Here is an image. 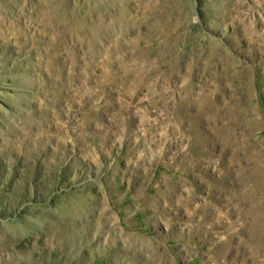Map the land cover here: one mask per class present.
Returning a JSON list of instances; mask_svg holds the SVG:
<instances>
[{
    "label": "rangeland",
    "instance_id": "374dc122",
    "mask_svg": "<svg viewBox=\"0 0 264 264\" xmlns=\"http://www.w3.org/2000/svg\"><path fill=\"white\" fill-rule=\"evenodd\" d=\"M259 146L264 0H0V264H251Z\"/></svg>",
    "mask_w": 264,
    "mask_h": 264
},
{
    "label": "bare ground",
    "instance_id": "6f19581e",
    "mask_svg": "<svg viewBox=\"0 0 264 264\" xmlns=\"http://www.w3.org/2000/svg\"><path fill=\"white\" fill-rule=\"evenodd\" d=\"M263 148H264V146H259L256 148V157L258 159V164H259L260 168L264 165V149ZM260 171H259V173H260ZM189 202H190V200H189ZM246 216H247V219L249 218L252 220V224H250L251 235L248 238H245L243 240L240 239V246H246V247L248 246L249 247L251 264H264V199H262L261 197H257L256 199H254L252 206H251L250 213H248V215L246 214ZM228 228H229V230L230 229L231 230L236 229V227H234L232 224L228 225ZM233 234L235 237H237L238 236L237 230L235 233L233 231V232L227 234L225 239L222 240L218 244V247L216 249V255L214 256V260L216 259V264H243V262H241V260H236L237 258H235L231 262H228L226 260V257L223 256L224 254H228L232 249L231 241H232V235ZM219 256L222 260L219 259Z\"/></svg>",
    "mask_w": 264,
    "mask_h": 264
}]
</instances>
